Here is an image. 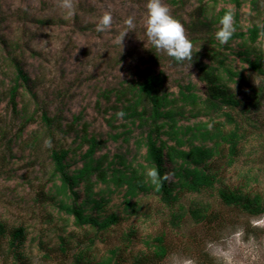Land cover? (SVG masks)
<instances>
[{"label":"rangeland","instance_id":"rangeland-1","mask_svg":"<svg viewBox=\"0 0 264 264\" xmlns=\"http://www.w3.org/2000/svg\"><path fill=\"white\" fill-rule=\"evenodd\" d=\"M164 2L198 50L192 62L177 63L146 44V0H71V14L61 7L62 0H0V264H76L82 255L96 264L114 252L111 264L139 259L144 264H264V211L245 209L222 195L260 196L264 207V0H242L240 7L232 0ZM224 8L233 13L234 25L238 15L235 32L246 35L221 45L214 37L220 27L214 17ZM105 11L113 15L112 27L100 33L95 25ZM129 16L136 30L116 45ZM254 25L260 31L252 42L248 37ZM247 58L258 60L262 71ZM200 64L216 68L239 103L220 112L203 103L185 105L180 124L222 123L226 132L238 133L237 153L231 156L230 144L224 143L206 163L215 177L213 185L198 191L176 186L166 200L146 176L151 166L141 141L144 131L137 123L130 130L123 127L127 119L117 116L122 107L117 92L152 76L170 97L179 96L181 85L187 84L202 93L206 84L200 80ZM18 66L28 80L19 81L14 109L9 92ZM43 114L53 118L51 124ZM85 129L100 144L95 160L104 157V168L123 167L118 158L123 155L144 169L150 186L127 207L126 186L103 183L94 175L93 191L96 198H105L104 208L97 212L84 206L99 218L118 216L105 230L76 225L59 207L62 199L71 200L59 194L53 152L67 151L65 164L75 173L89 148L83 141ZM166 166L168 180L176 182L174 164L167 158ZM77 190L84 204L85 184ZM194 206L201 208L200 217ZM18 228H24L21 242L13 237ZM160 236L168 246L162 260L153 259L150 244Z\"/></svg>","mask_w":264,"mask_h":264},{"label":"trees","instance_id":"trees-1","mask_svg":"<svg viewBox=\"0 0 264 264\" xmlns=\"http://www.w3.org/2000/svg\"><path fill=\"white\" fill-rule=\"evenodd\" d=\"M199 1L203 2V0ZM232 1L237 7H240L242 3V0ZM252 2L255 4V0H252ZM202 9L200 7L199 12L201 15L205 13ZM226 11H229V9H222L214 17V22H218L219 18ZM237 16V14H234L236 26L238 25ZM259 31V26L254 25L249 29L248 39L255 42ZM245 35L242 32H234L230 39L235 37L243 38ZM246 60L250 62L253 68L261 70V63L258 60L250 61L248 58ZM199 66L200 80L206 84V89L202 93L198 92L196 85L187 84L185 86L181 85L179 96L170 97L169 94L161 91L160 79L152 76L144 77L142 80H137L134 83H128L122 90L117 92V99L122 103L121 111H123L128 121V124H124L123 127L126 126L130 130L131 127L129 125L137 123L144 131L145 135L141 141L147 149L146 159L151 168L155 167L159 172L160 182L156 187L158 193H161L166 200L171 198L173 189L176 186H186L190 190L198 191L204 186L213 185L215 177L207 171L206 163L222 151L221 148L224 143L230 144L231 156L237 153L239 135L236 131L226 132L223 129L222 123L216 122L211 127L206 122L200 125L194 124V126L180 124V118L185 114V105L196 107L198 104L203 103L208 109L220 112L224 107L233 108L239 103L235 95L230 91L228 83L223 81L224 76L220 72H217L216 68L202 66V64ZM226 71H229V74L232 75V70L227 68ZM20 79L25 82L28 80L22 68L18 66L16 83L11 87L9 92V102L14 109L17 108L18 89L22 85L19 82ZM179 101L182 102L181 106H178ZM224 114L227 117L231 116L229 111H224ZM43 119L47 124H51L53 121V118L46 114H43ZM163 135L168 136V139L174 141V143L169 144L168 139L162 138ZM83 137V141L89 143V148L83 156V166L77 169L75 173L70 174L68 166L65 164L67 151L53 152L55 171L61 181L58 190L59 194L62 193V195L71 200L68 202L62 199L59 202V207L65 213L74 217L76 225H90L105 230L118 222V216L111 214L99 218L98 214L87 213V209L84 206L86 204L90 205V209L97 212H101L104 208L105 198H96L97 194L93 191L95 182H93L92 178L94 175L103 183H113L116 187L126 186V196L129 197L125 201L127 207L133 206L132 199L138 196L141 191H148L150 186L145 180V172L143 171L145 167L143 166V170L140 171L139 168L133 166L132 162H127L123 155H118L120 164L123 167L112 166L104 168V157L95 160V153L100 145L97 138L95 136L88 138L86 129ZM198 140L200 143H197ZM208 142H211V145ZM166 158L174 164V175L178 178L176 182L168 180ZM81 183L85 184L87 192L84 204L78 201L79 192L77 187ZM222 195L227 202L240 204L245 209L255 210L256 213L264 211L260 196L251 198L249 195L243 193H228L226 191ZM192 211H194L197 217L202 215L200 207L194 206ZM13 235L14 241H23L24 228L16 229ZM164 241V238L160 236L155 238L153 243H150L154 247L153 259L162 260L167 256L168 246ZM115 254L114 252L113 256ZM113 256L96 262V264H111L114 259ZM75 263L93 264L94 261L86 260V256L82 255L76 258ZM115 264L121 263L116 261ZM133 264H144V262L139 259L137 263Z\"/></svg>","mask_w":264,"mask_h":264},{"label":"clouds","instance_id":"clouds-1","mask_svg":"<svg viewBox=\"0 0 264 264\" xmlns=\"http://www.w3.org/2000/svg\"><path fill=\"white\" fill-rule=\"evenodd\" d=\"M61 7L71 14V0H62ZM113 15L110 11H105L95 25L97 32L103 33L112 27ZM220 27L216 30L214 37L219 44L228 43L235 32L233 13L229 10L219 18ZM125 28L116 37L114 43L122 44L125 34L129 30H136L134 17L129 16L124 20ZM146 35V44H151L157 54L164 53L177 63L185 61L192 62L195 52L193 41L187 36L184 24L175 17L164 0H146V17L143 22ZM123 111L117 112V116H123ZM146 176L150 178L152 184L159 185L160 175L153 167L147 170Z\"/></svg>","mask_w":264,"mask_h":264}]
</instances>
